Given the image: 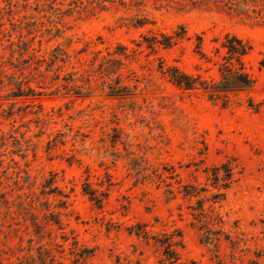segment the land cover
<instances>
[{
  "label": "rangeland",
  "instance_id": "obj_1",
  "mask_svg": "<svg viewBox=\"0 0 264 264\" xmlns=\"http://www.w3.org/2000/svg\"><path fill=\"white\" fill-rule=\"evenodd\" d=\"M227 33L252 44L253 89L223 106L169 79L171 66L220 79ZM116 50L127 56L108 73ZM120 84L130 93L111 95ZM228 159L235 180L219 191L207 172ZM183 184L208 188L219 240L201 241ZM52 211L64 226L42 243L66 264L72 241L85 264H164L129 233L138 223L182 239V262L264 264V0H0V264L36 246L25 218Z\"/></svg>",
  "mask_w": 264,
  "mask_h": 264
},
{
  "label": "trees",
  "instance_id": "obj_2",
  "mask_svg": "<svg viewBox=\"0 0 264 264\" xmlns=\"http://www.w3.org/2000/svg\"><path fill=\"white\" fill-rule=\"evenodd\" d=\"M182 28L184 29V27ZM162 35L163 40L156 39L148 44L149 47H153L155 43H161L165 47H169L172 46L176 40L184 37L182 34L178 33L175 35ZM222 47L225 48L226 53L223 56V61L219 63L218 69L220 72V79H206L201 74L188 73L177 66H171L169 68V79L181 89L203 90L210 100L220 101L223 106H229L233 101V96L238 95V93L242 91H249L255 86V79L246 71L244 60L245 56L252 50V44L236 34L227 33L222 42ZM110 55H112L111 60L115 64V70H107L108 73L115 72L118 68V64H122L121 55L127 56V54L121 50H116L110 53ZM129 88V85L126 84L110 86L109 93L111 95H128L130 93ZM249 105L255 111H258L261 107V104H255L252 98H249ZM237 168L238 164L234 159H228L220 164L213 165L207 172L211 185L219 191L221 189H228L235 180ZM209 171H211V173H209ZM182 187L183 188L178 191L184 198H196L197 206L193 207V209L197 212H193V216L195 220L199 222V228L204 230L200 236L201 241L208 243L219 240L220 235L224 233L221 224L225 222L220 213L216 212L213 208H211L210 212H207L204 206V199L200 198L201 193L207 191L208 188H201L193 184H183ZM169 191L173 193V189ZM28 219L34 228L35 235L38 237L37 244L36 246L31 244L27 248H19L18 251H23L22 254L11 252L13 255H16V260L11 261L10 264H66V262L60 258L64 256L58 257L57 254L63 253L62 251L57 250L56 252L55 247L46 246V244L42 243L44 239L43 233L45 231L50 232V229L44 231L48 225H55L59 228H63L64 223L61 218V212L52 211L45 214V222H42V220L39 219V215L35 212H31L29 216L25 218V220ZM218 225L220 227L216 228ZM145 227L146 225L138 223L129 230V233L132 234L134 232L138 237H143L148 242L152 239L155 245H159L162 248L160 259L162 263L198 264L196 260H190L188 262L181 261L178 247L184 246L182 239H178L175 235L167 233H163L161 237H159V235H152ZM225 235L226 239H230L229 234ZM32 240L33 239H31V241ZM63 241H69V238L63 237ZM70 245V254L73 255L71 261L74 264H85L87 259L91 256V251L84 248H79L78 250L76 248V242L74 241L70 242Z\"/></svg>",
  "mask_w": 264,
  "mask_h": 264
}]
</instances>
